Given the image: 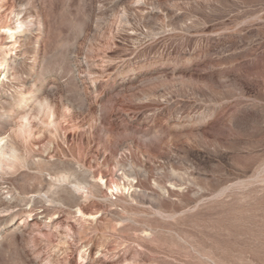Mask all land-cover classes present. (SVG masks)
I'll list each match as a JSON object with an SVG mask.
<instances>
[{"label":"rangeland","instance_id":"1","mask_svg":"<svg viewBox=\"0 0 264 264\" xmlns=\"http://www.w3.org/2000/svg\"><path fill=\"white\" fill-rule=\"evenodd\" d=\"M0 131V264H264V0H0Z\"/></svg>","mask_w":264,"mask_h":264},{"label":"bare ground","instance_id":"2","mask_svg":"<svg viewBox=\"0 0 264 264\" xmlns=\"http://www.w3.org/2000/svg\"><path fill=\"white\" fill-rule=\"evenodd\" d=\"M15 14V13H14ZM18 16V15H17ZM50 125V124H49ZM52 126V125H50ZM22 127V126H21ZM19 127V128H21ZM54 128V127H53ZM47 129V127L45 128ZM60 129V128H59ZM28 130V129H27ZM49 130V127H48ZM47 130V131H48ZM23 131V130H22ZM45 131V130H44ZM53 131V130H52ZM55 131V130H54ZM53 131V132H54ZM1 132V131H0ZM49 132V131H48ZM57 132V131H56ZM27 133V132H26ZM33 133V132H32ZM30 134V133H29ZM24 135V134H23ZM28 135V133H27ZM26 135V136H27ZM2 136V135H0ZM41 137V136H39ZM31 139V137H30ZM55 140V139H54ZM53 140V141H54ZM31 141V140H30ZM25 152V151H24ZM21 154L19 152V149L14 145V142L10 139L7 138L4 140L3 137H0V173L4 172L6 173V170L12 167H15L18 165V163L21 161ZM2 174V173H1ZM1 176V175H0ZM63 177V175L61 176ZM103 177V176H101ZM61 180H66V178H60ZM58 184V183H57ZM76 185L78 188H84L83 185L80 182H77ZM88 191V190H87Z\"/></svg>","mask_w":264,"mask_h":264}]
</instances>
